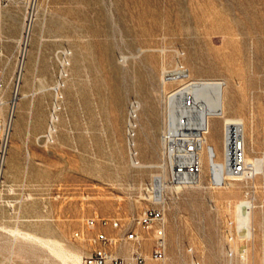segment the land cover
I'll list each match as a JSON object with an SVG mask.
<instances>
[{
    "label": "rangeland",
    "instance_id": "374dc122",
    "mask_svg": "<svg viewBox=\"0 0 264 264\" xmlns=\"http://www.w3.org/2000/svg\"><path fill=\"white\" fill-rule=\"evenodd\" d=\"M27 46L20 95L30 85L31 95L17 106L0 264H83L94 232H120L89 227L92 217L136 228L149 255V230L136 219L159 206L148 195L155 174L167 175L155 166L168 158L161 140L167 94L192 78L227 82L228 114L245 120L247 157L264 164V0H0V65L8 81ZM176 68L188 77L168 79ZM133 103L140 160L155 167L131 164ZM209 140L222 158L219 116L211 118ZM203 168L202 183L192 186L171 185L167 175L160 202L166 254L144 264H264V168L223 186L210 183L206 154ZM241 199L249 201L241 208L251 215L247 227L238 226ZM24 232L58 245L53 250Z\"/></svg>",
    "mask_w": 264,
    "mask_h": 264
},
{
    "label": "built area",
    "instance_id": "2783aa9c",
    "mask_svg": "<svg viewBox=\"0 0 264 264\" xmlns=\"http://www.w3.org/2000/svg\"><path fill=\"white\" fill-rule=\"evenodd\" d=\"M28 33V31H27ZM0 49V54H1ZM22 56V57H21ZM24 51L18 56L17 64L10 81L7 80L5 67L0 65V203L2 191L5 187L6 168L10 152L12 136L14 133L17 106L20 97L19 86L24 71ZM182 68L173 69L167 74L168 79H183L180 76ZM184 112L177 117V126L173 131H163L161 138L164 151L170 160L169 182L171 185H193L202 172L201 149L203 146L204 123L201 121L199 111L202 104L192 92H188L181 99ZM195 132L196 140H183V133ZM225 134V156L228 159L227 173L230 177L238 178L256 175L258 170L247 161V147L244 124L239 121L227 123ZM216 157L213 152L212 159ZM227 181L210 179L213 185H222ZM152 192L155 191L151 184ZM161 202V201H160ZM151 206L144 209L136 222L142 228L149 230L152 248L149 255L143 254L142 243L145 235L131 225L123 226L117 218L99 217L88 219L87 225L103 227L111 225L120 229L118 234L108 233L105 228H100L92 235L95 247L84 258V264H115L134 261L144 264L147 257L163 259L166 254L167 239L165 231L164 206ZM132 242L134 247L129 254L115 253L122 244Z\"/></svg>",
    "mask_w": 264,
    "mask_h": 264
},
{
    "label": "bare ground",
    "instance_id": "6f19581e",
    "mask_svg": "<svg viewBox=\"0 0 264 264\" xmlns=\"http://www.w3.org/2000/svg\"><path fill=\"white\" fill-rule=\"evenodd\" d=\"M30 3H32L33 0H29ZM31 5V4H30ZM30 24V20H29ZM29 24H28V33H29ZM27 35L25 36V44L29 43L27 40ZM29 50V47L24 48V55L26 57L27 52ZM25 57L23 60L24 68H25ZM62 66V65H61ZM63 68V67H62ZM165 72V71H164ZM180 76H188V73H186V70H180L179 71ZM24 71L22 73L23 78ZM166 76V74L164 75ZM11 78V77H10ZM166 78V77H165ZM167 80V79H166ZM10 81V79H9ZM22 83V81H21ZM58 85L55 86L57 89ZM227 82L223 79H217V78H192L188 81H185L181 84V86L171 90L167 94V100H166V120H165V131H173L177 126V117L181 113L184 112V109L181 104L182 97L187 94L188 92H192L195 96V98L201 102L202 109L199 111L201 121L204 123V136H203V146L201 149V159H202V171H203V162H204V154L207 156V168L209 172V181L216 180L221 181L223 179L233 178L230 177V175L227 173V166H228V159L225 156L224 147H225V126L227 123H232L235 121L242 122L244 124L245 129V120L238 116H232L228 114V101H227V92H226ZM21 88V84L19 86V89ZM52 89V88H51ZM21 90V89H20ZM31 95V90L29 92H22L20 96H27ZM57 96V93H56ZM56 104V103H54ZM139 104L133 103L129 110V117H128V127H127V138H128V146H129V154H130V161L131 164L135 167H145L146 164L143 163L139 156H138V147H137V140H136V126H137V114H138ZM214 116H219L222 118V125H223V154L222 158L218 157L217 149L209 140V133L211 131V118ZM55 119L54 116H52V121ZM53 126H50L48 129L47 135L49 138L52 136L53 132ZM245 135H246V129H245ZM41 137V136H40ZM162 140V138H161ZM183 140H196V133L195 132H188L183 133ZM163 143V140H162ZM164 148V143H163ZM213 152L215 153L216 157L212 159ZM165 153V151H164ZM166 154V153H165ZM248 163H250L255 169L257 170H263L264 164L263 159L260 157H246ZM167 170V175L170 174V160L167 158L166 161H163L161 164H155V166H160ZM154 166V164L147 165ZM154 166V167H155ZM167 175L164 173H158L155 174L153 177L152 184H154L155 191L152 192V194L148 195V198L152 199L155 202H160L163 199V188L166 185V178ZM203 181V175L202 172L200 173L199 177L195 181L193 185L201 184ZM226 183V182H225ZM224 183V184H225ZM222 185H216V186H223ZM6 185V182H5ZM185 185V184H184ZM183 184L177 185V187H181ZM186 186H192V185H186ZM5 188V187H4ZM4 191V189H3ZM3 191H2V200L7 202L6 199L3 197ZM234 189H230L229 192H233ZM226 197V196H225ZM246 204L249 206V201L247 199H241L236 204V216L237 220L239 222L238 226L240 224H244V227H247L245 225H249L251 220L250 212H242V205ZM250 207V206H249ZM249 211V210H247ZM5 226L4 224L0 223V231L4 230ZM239 229V228H238ZM237 229V230H238ZM6 230V229H5ZM241 230V228H240ZM249 230V229H248ZM23 233V232H22ZM18 234H21L20 232ZM25 236H27L29 239H36L41 242H43V239L41 237H38L35 234L24 232ZM250 233L248 234V236ZM247 236V237H248ZM244 237V236H243ZM249 238V237H248ZM47 244V240H44ZM51 243V242H49ZM54 247L55 245H58V243H53ZM50 244V245H53ZM48 245V244H47ZM64 249L63 247H59ZM57 249V247H56ZM61 251V250H60ZM68 250H66V254ZM64 253V250H63ZM69 254V253H68ZM80 260V256L77 254H70ZM71 256V257H72ZM84 264V263H83Z\"/></svg>",
    "mask_w": 264,
    "mask_h": 264
},
{
    "label": "crops",
    "instance_id": "0c3cea01",
    "mask_svg": "<svg viewBox=\"0 0 264 264\" xmlns=\"http://www.w3.org/2000/svg\"><path fill=\"white\" fill-rule=\"evenodd\" d=\"M29 51V50H28ZM33 74H34V69H33ZM30 89H31V85L30 86H28V87H26L25 89H23L22 90V92H29L30 91ZM29 96L30 95H27V96H20V98L21 99H25V98H29ZM136 140H137V138H136ZM137 147H138V142H137ZM138 156H139V153H138ZM139 158H140V156H139ZM147 165H150V164H146V166ZM4 203H6L5 201H3L2 200V202L0 203V210H2V207H3V204ZM0 223H2V224H4V222L2 221V219H1V216H0ZM5 225V224H4ZM6 226V225H5ZM2 232H4V231H0V235L2 234ZM35 235H37V234H35ZM38 237H41V236H39V235H37ZM42 239H43V242L44 243H46L44 240H47L48 241V239H46V238H43V237H41ZM47 244L54 250V244L53 243H49V242H47ZM50 244H53V245H50Z\"/></svg>",
    "mask_w": 264,
    "mask_h": 264
}]
</instances>
